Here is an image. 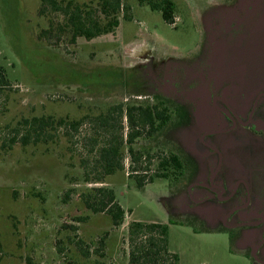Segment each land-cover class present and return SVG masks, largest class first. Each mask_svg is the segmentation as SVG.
Listing matches in <instances>:
<instances>
[{"label": "rangeland", "instance_id": "1", "mask_svg": "<svg viewBox=\"0 0 264 264\" xmlns=\"http://www.w3.org/2000/svg\"><path fill=\"white\" fill-rule=\"evenodd\" d=\"M57 1L98 9V0ZM172 1V24L146 4L122 0L128 9L118 15L113 33L72 43L61 12L42 8L39 0H0V69L9 84L0 89V264H128L131 222L167 226L169 256L162 264L174 263L173 255L175 264H252L247 251L254 248L247 239L259 241L264 224L246 228L238 244L236 231L220 230L218 191H193L206 166L207 178L216 168V159L195 140L225 126L207 102L211 95L224 92L228 106L246 117L259 92L247 88L248 65L236 57H245L264 29V0ZM156 94L172 99L174 115L162 142L181 145L183 175L170 181L153 177L139 189L127 178L124 148L123 170L103 184L85 182L80 161L93 164L97 154L89 140L103 141L95 120L117 104L123 110L150 105ZM181 99L196 109L190 111ZM263 104L257 115L264 114ZM48 116L81 125L77 132L62 126L47 143L8 146L19 121ZM115 119L125 138L130 131L125 114ZM219 139L227 145L219 178H238L245 162L251 187L261 182L264 190V134L253 137L239 129ZM171 144L134 141L135 149L152 156L146 177L154 175L159 158L177 150ZM100 186L112 189L125 212L118 227L82 202ZM252 200L264 216V194L254 193ZM249 214L254 211L239 216L248 220Z\"/></svg>", "mask_w": 264, "mask_h": 264}, {"label": "trees", "instance_id": "2", "mask_svg": "<svg viewBox=\"0 0 264 264\" xmlns=\"http://www.w3.org/2000/svg\"><path fill=\"white\" fill-rule=\"evenodd\" d=\"M39 1L42 8L48 5L52 10L62 13L65 18L64 27L70 32L72 43L79 37L90 40L102 34L113 33L119 25L118 15L128 9L122 0H98V9L91 8L86 4H74L71 1L64 5L57 0ZM137 1L141 5L146 4L151 10L159 11L162 20L167 24H172L175 11V4L172 0ZM8 85L6 76L0 69V89L8 87ZM152 101L154 103L150 105H133L124 110L120 104H117L110 108L106 115L95 120L96 125L102 130V134L99 135L100 133L97 132L96 136H103V141L99 143L97 137L89 140L91 142L90 151L96 149L97 154L93 158V164H90L87 159L80 161L85 182L103 184L105 177L123 170L124 148L127 150L129 160L127 178L131 179L139 189L151 182L153 177L170 181L171 178L178 179L183 175L186 153L180 148L181 145L162 142V135L167 131L170 121L173 119V102L160 95L154 96ZM123 113L130 126V131L125 134V138L120 126L121 121L118 118L119 123H117L115 119L117 116L121 118ZM136 114L138 116L137 121L135 120ZM80 125L81 123L78 121L66 122L64 119L56 120L50 116L23 119L12 129V137L9 139L8 146L17 142L23 146L29 143H47L55 138L54 132L62 126L77 132ZM136 125L140 127L137 130L134 129ZM142 137L151 138L154 142L160 139L161 144H171L177 148L168 156L159 158L156 164L157 170L151 177L144 175L146 171L144 169L150 165L152 156L143 149L133 147L134 141ZM143 164L147 165L144 167ZM82 202L91 213L106 214L112 227L121 225L125 212L117 202L112 189L105 186L93 188L82 196ZM224 229L222 227L220 230ZM128 238L130 241L128 264H162L168 262L166 225L131 222L128 227ZM171 257L174 263L169 264H175L177 257L175 255ZM252 264H255L253 260Z\"/></svg>", "mask_w": 264, "mask_h": 264}, {"label": "flooded vegetation", "instance_id": "3", "mask_svg": "<svg viewBox=\"0 0 264 264\" xmlns=\"http://www.w3.org/2000/svg\"><path fill=\"white\" fill-rule=\"evenodd\" d=\"M260 33H262V35H260ZM261 39H263L262 45L258 41ZM236 58L238 60H245L248 65V74H250L249 76H251V78L247 80V88H249L251 91L258 89L259 92L256 98L253 100L246 117L240 116L237 111L228 106L225 99L226 94L224 92L221 94H213L209 97V100H207V102L213 108H215L218 113L221 114L225 121V126L221 128V130L203 133L200 137V141L195 140V142L200 148L204 146L203 148L209 152L211 157L216 159V168L215 172L213 174L210 173L209 177L207 178L208 167L206 166L204 176L205 178H203L201 181H198L199 186H195L193 191H218V193L215 195L217 198V203L220 205L219 207L221 209V222L224 224L225 229H230V231H236V243L238 244L242 240L241 234L246 230V228H255L259 226L263 227L262 225L264 224V216L261 213H256V211H261H258L259 209L257 210L256 208H254V206H252L254 205L252 195L254 193L263 195L264 190L262 189L261 182H259L256 187H251L249 183L250 179H248L249 173L247 174L246 172L250 171L247 170L245 162L243 164L244 171L241 176H236L238 178L234 179L235 177H233V179L231 180L226 179L223 176L222 178H219V173L222 168L221 165L224 161V156L222 155V152H224L227 147V145L223 142L220 143L221 139H219V137L220 135L223 136V134L227 135V133H236L239 129L245 130L246 133H250L253 137H261V135L264 134V114L262 116L256 114L257 110L260 109L262 105V101L264 102V29L258 34H256V36L254 37V45L248 46L246 56H237ZM157 95L163 96L161 94H156L154 96ZM165 98L171 99L168 97ZM179 103H182L187 106L190 111L196 109L195 106L185 101L184 99H181V102ZM262 111L264 112V106L262 108ZM190 152H192V150H190ZM191 154L195 158H197L193 153ZM193 191L190 189L187 192L188 194H191L193 193ZM245 211H254V215L249 214L250 218L248 220L240 218V213ZM233 217H236L239 220L230 223L229 219ZM247 240L251 241V245L254 248L249 249L247 251L249 255H252V260L255 262V264H264V232L259 238V241H256L255 244L253 242L257 240V237H254L252 239L249 238Z\"/></svg>", "mask_w": 264, "mask_h": 264}]
</instances>
